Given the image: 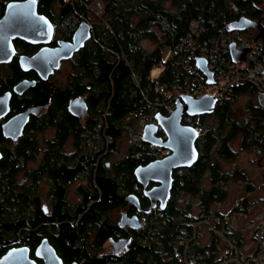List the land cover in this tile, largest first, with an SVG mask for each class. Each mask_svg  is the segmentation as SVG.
<instances>
[{
  "label": "trees",
  "instance_id": "16d2710c",
  "mask_svg": "<svg viewBox=\"0 0 264 264\" xmlns=\"http://www.w3.org/2000/svg\"><path fill=\"white\" fill-rule=\"evenodd\" d=\"M94 1L38 0L39 11L44 12V7L51 6L52 16L58 15L59 23L66 17L74 16L88 21L92 27V37L85 45L90 44V47H87L88 51L79 64L88 77L100 86L89 97L91 112H96L97 102L102 98L105 103L100 112L101 131L92 126L89 129L90 147L96 143L99 133L104 143L107 138L115 136L120 142L125 134L128 136L139 112L148 111L149 106L154 107L157 103L156 83H167L170 88L180 92L193 90L201 84L202 89L205 88L207 78L197 68L196 62L175 53V47L190 33L192 21L196 20L204 29L196 40L212 53L221 31H229L230 24L238 20L253 23L264 17V0H98L100 11L92 13L91 4ZM54 7L61 9V13H54ZM246 35L253 39L250 34ZM146 41L150 42L151 48H146ZM258 44L264 52V40ZM186 47L189 48V45L186 44ZM232 57L236 62L242 60L239 54ZM156 70L161 71L159 76L155 74ZM214 82H217L215 78ZM81 86L87 85H83L79 78H75L72 85L58 86L54 93V115L66 112L68 100L76 94L82 95ZM249 94H259L257 87L250 82H240L238 86L233 84L228 89L221 88L216 93L218 101L212 115L184 116L185 125L190 120L208 125V134L199 137L196 143L199 159L188 170L174 172L171 202L165 210L158 203L154 214L150 216V225L142 227L141 223V227L130 234L131 242L126 253L120 255L119 264H184L180 255H186L190 264H217L224 252H232L227 244H221L216 234H211L209 243H201L200 234L197 236L193 226L186 223L209 219L211 216L223 218L224 214L214 210L213 205L226 199L225 186L230 181L246 183L250 192L254 189L245 172L236 168L232 174L224 171V164L235 163L241 151L254 149L257 154L264 155V108L251 103L247 104L245 110L234 111L232 107L241 96ZM109 111L113 112L112 116L107 115ZM130 113L133 114L132 126L123 135L118 124ZM78 129L74 125L70 132L65 130L63 139ZM239 138L242 139L240 143ZM144 143L132 146L124 158L114 164V175L104 161L108 155L105 154L99 163V158H96L99 153H95L94 147L90 149L87 167L90 191L86 201L89 205L88 225L99 221L98 215L101 216L103 212L120 206L125 193L132 190L134 184L139 187L134 175L135 168L155 161L152 151ZM231 145L241 147L235 150ZM47 171L52 174V163L39 170V177ZM185 195L196 199V204H199L197 214L192 212L191 205L185 207L180 204ZM244 205L241 204V208ZM105 222L101 231L103 238H107L111 232L108 230L110 225ZM41 232L52 240V231L45 229ZM62 233L65 239L68 235L72 238L78 235L77 231ZM13 235L17 237L16 232ZM232 235L231 230L230 240L239 247L243 242L232 238ZM188 240L191 242L185 249L180 242ZM101 241L104 243L105 239ZM108 259L104 257L100 261L107 264Z\"/></svg>",
  "mask_w": 264,
  "mask_h": 264
},
{
  "label": "flooded vegetation",
  "instance_id": "af4514ba",
  "mask_svg": "<svg viewBox=\"0 0 264 264\" xmlns=\"http://www.w3.org/2000/svg\"><path fill=\"white\" fill-rule=\"evenodd\" d=\"M20 1L23 0H0V20L5 15L8 5ZM39 5L38 2V13L46 17L54 28L50 42L33 44L22 38H15L12 39L13 54H7L4 59L0 58V258L10 250L27 249L26 255L32 263L45 264V260L38 254V247L47 239L62 264H106L105 261H100L104 257H109L107 264H119L120 255L126 253L131 242L130 234L137 230L130 224L122 223L123 219L138 218L142 227H148L154 208L151 209L152 203L146 192L159 184L151 182L144 187L137 181L139 187L134 184L133 189L125 193L120 206L107 213L103 212L101 216L98 215L99 221L88 225L89 205L86 201L90 191L87 175L89 151L94 147L95 153H99L96 157L99 158V163L107 154L104 161L114 175V164L118 161L110 164V160L113 158L112 153L120 150L119 138L114 136L109 142L106 140L104 143L99 133L92 147L88 143L91 126L101 131L100 112L105 103V99L102 98L97 102L96 112H91L89 97L99 90L100 86L96 84L97 81L88 77L79 64L90 44L75 53L71 59L60 61L57 71L62 70L65 64L71 68L66 73L65 82L60 86L68 83L72 85L75 78H79L82 84L87 86L80 87L82 95L76 94L74 98L68 100L66 112L54 115L56 100L54 93L59 85L53 77L57 71L44 80L38 69L31 68L29 63L28 65L25 63L42 50L56 48L60 41L70 42L72 37L66 38L60 30L58 15L52 16L51 6L50 8L44 7L46 4L43 5L42 12L39 11ZM53 9L54 13H61V9L57 7ZM259 20L261 24L257 27H250L245 33L237 32L245 37H248L246 34H250L253 41L254 38H258V42H262L264 17ZM24 82L34 85L27 90H21L19 85ZM78 97H82L87 104L84 119L73 116L68 110L69 101ZM40 103H45L44 109L31 114L20 129L16 117ZM107 115L112 116L113 112L109 111ZM132 122L133 114L130 113L118 124L123 135L128 132ZM74 125L79 128L78 131L63 139L65 130L70 132ZM157 135L166 139L162 131ZM241 141L239 138L238 142ZM231 147L233 148V145ZM165 152L170 153L168 150ZM50 163L52 177L48 171L39 177V170ZM188 169L180 168L175 171L182 172ZM173 179L175 181L174 173ZM174 181L166 208L172 200ZM131 195L136 196V201L127 202ZM247 200L248 198L244 196L233 206L241 207ZM197 206L199 207V204ZM105 221L110 225L108 230L111 231L107 238H103L101 232L102 227L106 225ZM45 229L52 231V240L41 232ZM75 231L78 232L75 238L68 235L65 239V234L62 233ZM14 232L17 233V237L13 235ZM102 239H105L104 243Z\"/></svg>",
  "mask_w": 264,
  "mask_h": 264
},
{
  "label": "water",
  "instance_id": "95a60500",
  "mask_svg": "<svg viewBox=\"0 0 264 264\" xmlns=\"http://www.w3.org/2000/svg\"><path fill=\"white\" fill-rule=\"evenodd\" d=\"M260 24L261 20L253 23L248 20H238L229 25V30L242 32L249 27H257ZM53 33L54 28L49 20L38 13V0L13 2L8 5L5 15L0 20V58L4 59L7 54H13L12 39L22 38L29 43L45 44L50 42ZM91 37L92 27L89 23L83 22L73 34L70 42L60 41L56 48L42 50L35 57L26 60L25 65L29 63L31 68L38 69L41 78L47 80L54 71L59 69L61 60L71 59L75 53L85 47ZM254 42L257 43L258 38H254ZM248 52L249 50H245L239 54L232 46V56L235 54L242 55V60ZM196 66L207 77V84L213 85L215 82L212 72L208 69L207 61L198 58ZM33 85L34 83L24 82L19 86L21 90H27ZM257 99L260 107L264 108V95L259 94ZM217 101L216 97L209 95L200 98L185 95L176 102V107L170 114L159 113L157 124L147 128L151 131L146 130L144 141L147 144L161 146L170 152L164 159L140 165L134 170L138 183L144 187H147L151 182L159 184L146 192V196L150 198L152 203L151 209L155 208L158 203L163 210L166 209L171 197L174 171L180 168H191L199 159V152L196 148L199 135L195 129L183 123L184 116L212 115L215 112ZM44 107L45 103L36 104L24 114L16 117L20 129L31 114L41 111ZM68 110L73 116L84 119L87 114V104L82 97H78L69 101ZM159 131L166 135V139L157 135ZM130 201H136V196H129L127 202ZM122 223L130 224L134 228L141 227L138 218L123 219ZM26 251L27 249L10 250L0 258V264H34L29 260ZM38 254L45 260V264H62L55 249L52 248L47 239L43 240L38 247Z\"/></svg>",
  "mask_w": 264,
  "mask_h": 264
},
{
  "label": "built area",
  "instance_id": "2783aa9c",
  "mask_svg": "<svg viewBox=\"0 0 264 264\" xmlns=\"http://www.w3.org/2000/svg\"><path fill=\"white\" fill-rule=\"evenodd\" d=\"M63 26L60 30L68 36H73L82 22H88L75 18L74 16L66 17L63 21ZM204 32L200 23L196 20L191 22L190 33L181 39L180 43L175 47V53L188 57V60H196L203 58L208 63V69L212 72L215 82L214 87L206 85L202 89L203 84L198 85L197 88L186 89L185 92H180L176 89L170 88L167 83H156L155 92L157 93V103L155 106H149L148 111L139 112L137 120L129 131L128 137L133 146L145 145L144 137L146 130L149 126L157 124V115L162 113L164 115L170 114L176 107V102L182 98V95H190L195 98L203 96L217 97L216 93H219L221 88L228 89V87L235 84L238 86L240 82H250L254 84L259 94L264 95V52L262 47L255 43L252 39L243 36L237 31H221L220 37L215 42L212 53L203 44L199 43L196 39ZM189 45V48L186 47ZM232 46L240 54L245 50H249L244 55L243 60L240 62L234 61L232 55ZM229 55V56H227ZM229 57V58H228ZM220 73H219V72ZM225 77H223V75ZM206 77V76H205ZM207 78V77H206ZM258 94V95H259ZM187 126L195 129L199 137H204L208 134V125L204 126L196 120H190ZM150 151H152L154 160H161L165 158L169 153L165 152V149L161 146L148 145ZM219 221L220 218H217ZM192 225L193 223H186ZM194 239V238H192ZM254 239L257 244L258 251L253 257H241L239 252L228 253L230 256L229 262L221 261V264H264V222H261L255 232ZM191 240L181 241L180 244L185 246V249L190 244ZM180 255V254H179ZM184 264H190L186 255H180ZM219 264V263H217Z\"/></svg>",
  "mask_w": 264,
  "mask_h": 264
},
{
  "label": "rangeland",
  "instance_id": "374dc122",
  "mask_svg": "<svg viewBox=\"0 0 264 264\" xmlns=\"http://www.w3.org/2000/svg\"><path fill=\"white\" fill-rule=\"evenodd\" d=\"M264 6V4H263ZM92 13L100 11L99 1L96 0L91 4ZM85 23V22H84ZM63 22H60V26H63ZM146 48H151L150 42H144ZM71 68L64 65L62 70L54 71L55 76L53 77L57 85L65 82L66 73ZM54 73L52 75H54ZM156 75H160L161 71L156 70ZM258 94H249L241 96L238 102H236L232 107L234 111H240L241 109H246L247 104L251 103L255 106H260L258 102ZM135 124V123H134ZM133 124V126H134ZM132 126V125H131ZM132 126V128H133ZM131 128V130H132ZM42 137V136H41ZM110 138H107V142ZM233 144V143H232ZM120 150L116 153H112L113 158L110 160V164L120 161L127 154V151L133 146L130 142V138L126 135L120 140L119 145ZM239 148L235 145L233 149ZM261 153L257 154L253 150L241 151L238 155V159L235 163L224 164V171L234 173L235 168L245 172L247 180L251 181L254 189L252 192L248 190L247 184L239 181H230L225 186V191L227 192V197L223 202L216 203L213 205L214 210H219L224 214V217L219 221L216 217L211 216L209 219L197 221L193 223V229L199 236V241L201 243H209L211 241V234H216L222 241V245L227 244L230 252H239L240 256L243 257H253L258 251L256 241L254 239L255 232L261 222H264V156L261 157ZM247 197L246 205L243 208L238 206H233L239 203L242 197ZM196 199L190 198L189 196H182L180 204L185 207L191 205L192 212L197 214L199 207L197 206ZM237 209V210H236ZM241 210V211H240ZM233 231L232 238L239 239L243 243L238 247L234 245L230 240V233ZM242 257V256H241ZM221 261L225 260L229 262L230 256L227 252L221 255ZM220 261V262H221ZM222 261V262H223ZM219 262V264H221Z\"/></svg>",
  "mask_w": 264,
  "mask_h": 264
},
{
  "label": "snow or ice",
  "instance_id": "6c2138e0",
  "mask_svg": "<svg viewBox=\"0 0 264 264\" xmlns=\"http://www.w3.org/2000/svg\"><path fill=\"white\" fill-rule=\"evenodd\" d=\"M48 27H49V28H51V26H50V25H48ZM147 131H149V132H150V131H151V129H148Z\"/></svg>",
  "mask_w": 264,
  "mask_h": 264
},
{
  "label": "clouds",
  "instance_id": "9594fccd",
  "mask_svg": "<svg viewBox=\"0 0 264 264\" xmlns=\"http://www.w3.org/2000/svg\"><path fill=\"white\" fill-rule=\"evenodd\" d=\"M168 156V155H167Z\"/></svg>",
  "mask_w": 264,
  "mask_h": 264
}]
</instances>
